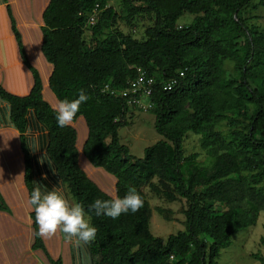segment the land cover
I'll list each match as a JSON object with an SVG mask.
<instances>
[{"label": "trees", "instance_id": "trees-1", "mask_svg": "<svg viewBox=\"0 0 264 264\" xmlns=\"http://www.w3.org/2000/svg\"><path fill=\"white\" fill-rule=\"evenodd\" d=\"M121 1L127 24L143 13L153 17L144 39L116 27L120 15L107 0H48L42 12L39 51L51 66L47 90L56 103L75 99L80 90L89 97L74 125H57L45 83L16 32L28 70H11L7 84H0L9 125L19 132L18 141L4 138L7 154H22L11 165L29 195L36 183L42 191L51 189L42 182L49 179L84 206L97 229L89 243L92 264H217L231 236L254 225L264 211V31L242 17L251 8L264 10V0ZM184 14L193 18L182 26L178 19ZM88 28L89 45L83 37ZM139 68L156 80L154 128L163 137L142 158L120 142L118 130L129 125L130 107L123 96L110 93L125 88ZM172 77L178 83L162 89L161 82ZM221 123L229 141L217 128ZM188 132L200 136L208 165L197 162L199 152L186 154L182 141ZM91 168L98 171L89 176ZM146 184L169 200H187L184 228L165 240L150 230ZM130 188L143 199L135 213L112 219L89 208L97 198L123 197ZM251 255L264 264L262 254Z\"/></svg>", "mask_w": 264, "mask_h": 264}, {"label": "crops", "instance_id": "crops-1", "mask_svg": "<svg viewBox=\"0 0 264 264\" xmlns=\"http://www.w3.org/2000/svg\"><path fill=\"white\" fill-rule=\"evenodd\" d=\"M47 3L48 0H0V84L3 86L7 84L11 70L17 67L27 69L18 53V31L27 58L38 69L45 83L44 92L47 90L46 80L51 66L41 58L39 51L41 16ZM30 44L36 45L35 54ZM26 74L31 76L30 71ZM50 98L51 104L56 105L51 93ZM0 122V264H92L89 243L76 244L60 231L50 238L36 234L38 228L33 218L34 211L28 204V189L11 165L22 154L8 155L4 143L6 137L18 141L19 132L9 125L8 104L1 98ZM42 182L50 185L51 189H61L75 203L63 185L49 179ZM103 185L100 187L105 189Z\"/></svg>", "mask_w": 264, "mask_h": 264}, {"label": "rangeland", "instance_id": "rangeland-1", "mask_svg": "<svg viewBox=\"0 0 264 264\" xmlns=\"http://www.w3.org/2000/svg\"><path fill=\"white\" fill-rule=\"evenodd\" d=\"M108 5L120 15L116 27L123 33L131 34L134 38L142 40L145 38V30L153 23V17L150 14L143 13L135 16L131 24H127L122 18L124 14L121 12L122 1L121 0H107ZM242 17L245 18L247 23H254L261 30L264 31V10L261 8H251L242 13ZM193 15L184 14L178 19L179 25H187L192 20ZM84 40L87 45L91 43V30L88 28L84 32ZM100 36V38H102ZM32 51L36 50V45L30 44ZM33 54V55H34ZM228 69H231L232 62L226 63ZM46 68L43 70L45 71ZM46 76V75H45ZM45 98L52 103L50 98V92L46 90L44 92ZM55 106V105H53ZM129 112L127 114L129 119V125L121 127L119 132V139L122 144L128 146L130 153L136 158H142L144 155V149L147 146L152 145L163 137L157 133L154 128L155 116L153 109L143 110L138 107L129 106ZM73 125L75 123H72ZM77 128L79 126L77 125ZM217 128L222 133L223 137L229 141V130L224 123H221ZM34 132L37 137V131ZM182 147L185 149L186 154L192 152H199L197 162L208 165L210 158L207 153L200 147V136L194 133L188 132L187 137L182 141ZM89 176L94 175L96 170L87 171ZM99 186L102 182L98 181ZM152 183L157 184V179H153ZM114 187L113 182H111ZM161 189H167L159 185ZM113 189V188H112ZM142 190L145 193V197L151 205L152 214L150 218V230L151 232L162 239L171 233H176L184 228V210L187 208V200L183 197L177 196L175 200H169L163 194H158L152 186L144 185ZM222 207V206H221ZM162 209L163 211H160ZM169 218V219H167ZM264 211H261L257 217L254 225L245 229H241L235 232L231 236V244L223 248L217 258V264H260L259 260L254 258L252 253H260L264 256V246L260 244V239L264 237Z\"/></svg>", "mask_w": 264, "mask_h": 264}, {"label": "clouds", "instance_id": "clouds-1", "mask_svg": "<svg viewBox=\"0 0 264 264\" xmlns=\"http://www.w3.org/2000/svg\"><path fill=\"white\" fill-rule=\"evenodd\" d=\"M88 98L85 91L80 90L75 99L58 100L53 108L57 125L61 128L71 125L80 110V105ZM40 185L36 183L28 200L31 210L35 213V224L38 228L36 234L50 238L60 231L66 239L76 244H87L94 240L97 229L92 226L91 216L86 215L84 206L71 202L59 188L42 191ZM142 206L141 195L134 188H130L123 197L97 198L89 208L94 210L97 216L105 215L116 219L121 214L135 213Z\"/></svg>", "mask_w": 264, "mask_h": 264}, {"label": "built area", "instance_id": "built-area-1", "mask_svg": "<svg viewBox=\"0 0 264 264\" xmlns=\"http://www.w3.org/2000/svg\"><path fill=\"white\" fill-rule=\"evenodd\" d=\"M98 5L95 6L93 13L89 16L88 23L93 25L96 21ZM183 73L180 72L179 76ZM178 83V77H172L161 82L164 90H169ZM156 80L153 76L148 75L144 70L138 69L137 76L128 82L125 88L112 89L111 94L123 96L129 106L141 108L143 110L151 109L153 102L151 99ZM107 88V86H106ZM172 258V256H171Z\"/></svg>", "mask_w": 264, "mask_h": 264}]
</instances>
